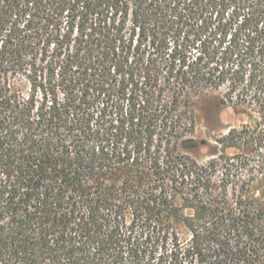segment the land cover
<instances>
[{
    "label": "trees",
    "instance_id": "trees-1",
    "mask_svg": "<svg viewBox=\"0 0 264 264\" xmlns=\"http://www.w3.org/2000/svg\"><path fill=\"white\" fill-rule=\"evenodd\" d=\"M0 264H264V0H0Z\"/></svg>",
    "mask_w": 264,
    "mask_h": 264
},
{
    "label": "rangeland",
    "instance_id": "rangeland-1",
    "mask_svg": "<svg viewBox=\"0 0 264 264\" xmlns=\"http://www.w3.org/2000/svg\"><path fill=\"white\" fill-rule=\"evenodd\" d=\"M221 92H205L194 98L196 109V145L186 151L199 162L218 153L216 138L230 128H237L247 121L246 114L232 105L220 101Z\"/></svg>",
    "mask_w": 264,
    "mask_h": 264
}]
</instances>
